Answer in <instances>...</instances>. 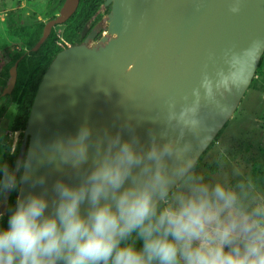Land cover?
<instances>
[{
    "label": "clouds",
    "instance_id": "clouds-1",
    "mask_svg": "<svg viewBox=\"0 0 264 264\" xmlns=\"http://www.w3.org/2000/svg\"><path fill=\"white\" fill-rule=\"evenodd\" d=\"M149 136L145 146L84 122L0 161V201L18 193L0 264H264V180L218 143L210 175L189 146ZM46 165L79 179L49 187Z\"/></svg>",
    "mask_w": 264,
    "mask_h": 264
},
{
    "label": "water",
    "instance_id": "water-1",
    "mask_svg": "<svg viewBox=\"0 0 264 264\" xmlns=\"http://www.w3.org/2000/svg\"><path fill=\"white\" fill-rule=\"evenodd\" d=\"M78 3L63 1L44 22L33 51ZM101 6L108 9L104 26L89 30L87 21L82 42L59 51L43 73L17 160L34 138L74 134L84 122L94 134L120 130L127 139L134 131L145 146L149 133L171 139L199 159L254 77L264 52V0H104ZM16 67L17 61L3 95L14 88ZM40 172L49 187L61 175L79 179L67 166L62 174L51 165ZM3 209L2 202L0 214Z\"/></svg>",
    "mask_w": 264,
    "mask_h": 264
},
{
    "label": "rangeland",
    "instance_id": "rangeland-1",
    "mask_svg": "<svg viewBox=\"0 0 264 264\" xmlns=\"http://www.w3.org/2000/svg\"><path fill=\"white\" fill-rule=\"evenodd\" d=\"M47 2L48 0H0L3 7V10H0V46L5 48L7 55L12 57L22 48L19 39L6 28L5 14L7 11L18 8L25 16L24 25L30 26L36 21L45 22L57 14H48ZM107 11L101 6L97 15L98 21L94 26H104ZM54 29L60 32L62 26H55ZM17 32L24 33L25 28ZM4 101L8 102V109L0 117V161H2V150L9 146L8 149L12 151L19 139V133H13L10 128L15 114V102L11 97L2 94L0 86V106ZM211 143L213 144L209 150L199 160L202 171L213 174L218 143L219 146L227 149L228 155L234 161L264 180V64L261 73L254 76V80L222 128L218 138Z\"/></svg>",
    "mask_w": 264,
    "mask_h": 264
},
{
    "label": "trees",
    "instance_id": "trees-1",
    "mask_svg": "<svg viewBox=\"0 0 264 264\" xmlns=\"http://www.w3.org/2000/svg\"><path fill=\"white\" fill-rule=\"evenodd\" d=\"M64 0H48L46 10L49 15L57 13ZM104 0H79L75 12L63 23L61 38H58V33L52 28L49 36L40 45V47L33 51L32 47L38 41L44 26L43 21H36L33 25H24L25 16L21 14L18 8L8 10L5 14L6 28L8 31L13 32L19 39L22 48L19 49L12 57L7 55L5 48L0 46V86L1 90L5 87L9 77V69L17 61L16 67V82L13 90L7 96L11 97L15 102V114L11 123V131L19 133V139L16 146L12 151L8 148L2 154V161H6L10 165L13 164L18 157L20 140L23 135V130L30 112V107L35 96L38 84L42 78L43 73L47 69L54 56L65 48V43L77 44L82 42L84 37L80 33L87 23L91 20L89 30L97 23L98 17L96 13L99 11ZM0 10H3L0 4ZM108 9L106 8V11ZM58 26V25H56ZM25 28V32H17V30ZM264 64V52L260 58L259 64L255 71L254 76L261 73ZM254 80V77L252 81ZM251 81V82H252ZM8 102L4 101L0 106V117L6 112ZM226 124V123H225ZM224 124V126H225ZM223 126V127H224ZM222 127V128H223ZM222 128L215 136V140L221 133ZM213 143L201 154L199 160L209 150ZM17 193L9 194L7 204L0 214V223L6 221L7 207L15 200ZM2 203V201H0Z\"/></svg>",
    "mask_w": 264,
    "mask_h": 264
},
{
    "label": "built area",
    "instance_id": "built-area-1",
    "mask_svg": "<svg viewBox=\"0 0 264 264\" xmlns=\"http://www.w3.org/2000/svg\"><path fill=\"white\" fill-rule=\"evenodd\" d=\"M61 32H62V30L58 33V38H59L60 41H62V38H61ZM104 33H105V31H101L100 34H104ZM69 45H70L69 43H65V47H66V46H69Z\"/></svg>",
    "mask_w": 264,
    "mask_h": 264
},
{
    "label": "crops",
    "instance_id": "crops-1",
    "mask_svg": "<svg viewBox=\"0 0 264 264\" xmlns=\"http://www.w3.org/2000/svg\"><path fill=\"white\" fill-rule=\"evenodd\" d=\"M7 109H8V108H7ZM4 114H5V113H4ZM4 114H3V115H4ZM3 115H2V116H3ZM10 127H11V126H10ZM9 129H10V128H9ZM9 129L7 130V132L9 131ZM13 133H14V132H13ZM6 134H7V133H6ZM1 143H2V141H1ZM2 144H3V143H2ZM2 149H3V148H2ZM2 151L4 152V149H3ZM2 154H3V153H2Z\"/></svg>",
    "mask_w": 264,
    "mask_h": 264
},
{
    "label": "flooded vegetation",
    "instance_id": "flooded-vegetation-1",
    "mask_svg": "<svg viewBox=\"0 0 264 264\" xmlns=\"http://www.w3.org/2000/svg\"><path fill=\"white\" fill-rule=\"evenodd\" d=\"M14 133H17V132H14Z\"/></svg>",
    "mask_w": 264,
    "mask_h": 264
}]
</instances>
